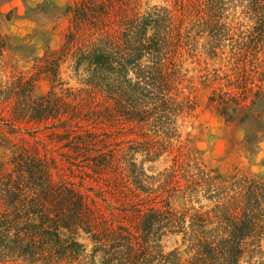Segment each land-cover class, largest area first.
<instances>
[{
  "label": "trees",
  "instance_id": "trees-1",
  "mask_svg": "<svg viewBox=\"0 0 264 264\" xmlns=\"http://www.w3.org/2000/svg\"><path fill=\"white\" fill-rule=\"evenodd\" d=\"M114 1L80 0L69 7L66 42L39 59V74L53 85L49 95L36 98L25 78L0 77V138L12 151L10 168L0 170V264H242L247 253L264 258L263 177L220 179L179 164L159 187L169 195L158 206L160 195H151L150 185L156 178L110 133L96 129L124 122L161 136L164 141L149 140L150 156L152 148L167 150L165 143L178 140V119L191 108L180 89L183 48L200 44L201 36L190 34L196 29L210 28L203 51L225 62L218 77L238 91L223 88L212 102L228 114L231 101L247 100L264 82V0H178L179 20L166 7L133 13L120 0L127 14L120 28L107 29ZM238 9L246 22L221 21ZM193 13L200 18L184 28ZM8 48L0 31V63ZM64 65L81 86L58 94ZM262 94L255 92L256 98ZM78 175L95 180L80 182L87 192L72 180ZM197 188L206 191L209 209L173 207V196H192ZM81 232L94 244L91 252L77 239ZM168 234L181 236L186 250L165 252L159 243Z\"/></svg>",
  "mask_w": 264,
  "mask_h": 264
},
{
  "label": "rangeland",
  "instance_id": "rangeland-1",
  "mask_svg": "<svg viewBox=\"0 0 264 264\" xmlns=\"http://www.w3.org/2000/svg\"><path fill=\"white\" fill-rule=\"evenodd\" d=\"M78 1L80 0H0V31L7 36L9 41V48L0 63V77L3 81L11 82L18 78H25L32 81L33 95L36 98L50 94L53 85L46 75L39 74V59L58 51L64 45L72 25V16L68 9ZM123 2L127 4V10L134 8L133 13L143 14L155 7H166L175 18L182 19L183 13L181 7L178 6V0H125ZM122 5L120 0L119 2L114 1L111 16L106 17L109 21L103 24L107 29L121 27L127 14V12H122ZM193 15L194 13L185 21L184 28L195 25V21L200 18ZM243 16L240 9L230 10L225 13L227 19L224 17V21L223 19L221 21L231 24L246 22ZM205 19L209 20L210 15L205 13ZM207 30L210 28L207 27ZM206 31L196 29L190 34L196 38L209 37L211 33L208 34ZM201 37L198 46L185 45L183 48V66L179 76L180 89L183 97L190 98L191 108L178 119L181 137L178 140H170L172 145L169 142L165 143L167 150L152 148L150 156L149 140L152 144L164 141L161 136L157 138L147 130L141 131L124 122L104 123L97 125L96 128L98 133L103 135L106 132L110 133L113 141L115 140L116 143L121 144L122 148L127 149L136 163L144 165L147 175L156 178L155 182L150 185L155 191L151 195H160L158 206H161L162 199H166L169 195L165 187L163 189L159 187L166 181L172 168L178 169L179 164L194 172L197 171L196 167H201L220 179H229L241 173H253L264 178V82L256 84L258 86L247 100L231 101L226 107L228 114L223 113L215 106L211 97L223 88L224 91H238L228 87L225 80L219 79L218 75L223 76L228 66L220 58L211 59L203 51L207 39ZM60 76L64 84L56 83L58 94H62L67 88L81 86L75 77V72L67 68V65H64ZM251 85L250 81L249 87ZM256 91L263 92L260 98H256ZM230 98V96L227 97V99ZM143 133H150V135L145 137ZM2 144L5 143L0 138V170H6L11 166L12 151ZM131 147L135 152L131 150ZM136 147L139 148L138 151ZM155 153L158 156H155ZM177 161L178 165H176ZM180 173L179 179L184 188L186 183L182 178L183 171ZM189 176L192 175L187 177ZM84 177L86 179L78 175V177H72V180L76 182L77 188L87 192L86 185L95 183V180ZM83 180L86 185L80 186ZM197 191L199 194L195 193L192 196L187 194L185 197L182 193L177 194L179 196H173L171 198L173 207L209 209L212 202L206 199V191L203 188H197ZM144 196L148 198L147 194ZM131 199L138 201L137 198ZM98 205L101 209H107V203L99 201ZM120 205L117 203V206ZM63 234L65 237L70 236L66 231ZM77 239L88 246L89 252L93 250L94 244L85 233L81 232ZM159 244L165 252H170L182 246V237L168 234ZM181 250H186V246H182ZM242 264H264V258L252 257L247 253Z\"/></svg>",
  "mask_w": 264,
  "mask_h": 264
}]
</instances>
